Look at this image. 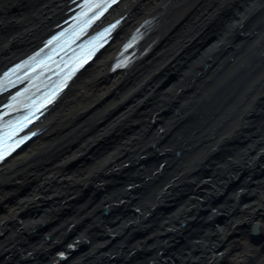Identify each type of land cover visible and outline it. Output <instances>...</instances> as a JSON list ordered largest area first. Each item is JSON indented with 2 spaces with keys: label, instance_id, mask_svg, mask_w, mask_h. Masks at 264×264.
<instances>
[{
  "label": "bare ground",
  "instance_id": "obj_1",
  "mask_svg": "<svg viewBox=\"0 0 264 264\" xmlns=\"http://www.w3.org/2000/svg\"><path fill=\"white\" fill-rule=\"evenodd\" d=\"M79 1L0 0V123ZM115 1L95 65L6 144L0 264H264V0Z\"/></svg>",
  "mask_w": 264,
  "mask_h": 264
},
{
  "label": "rangeland",
  "instance_id": "obj_2",
  "mask_svg": "<svg viewBox=\"0 0 264 264\" xmlns=\"http://www.w3.org/2000/svg\"><path fill=\"white\" fill-rule=\"evenodd\" d=\"M99 57H100V56H98V58H99ZM98 58H96V61H97ZM96 61H94V62L92 61V62H91V63H92L91 66L86 65V68H87V69H88V68L91 69V67H92L93 65H95V62H96ZM86 68H85V70H86ZM85 70H84V71H85ZM84 71H82V72L84 73ZM79 75H80V74H79ZM79 75H78V76H79ZM77 78H78V77H77ZM77 78H76V79H77ZM76 79H74V80H76ZM69 88H70V87H69ZM67 90H68V89H67ZM66 92H67V91H66ZM66 92H65V93H66ZM33 142H34V141H33ZM28 147H29V146H28ZM23 152H24V151L22 150V151L18 152V154H16V155L19 156V155H21ZM12 159H13V158H11L10 160H8L6 163H9ZM104 213H105V212H104ZM106 213H107V212H106ZM62 257H63V255L61 256V258H62ZM254 263H255V264H258V262H254Z\"/></svg>",
  "mask_w": 264,
  "mask_h": 264
},
{
  "label": "snow or ice",
  "instance_id": "obj_3",
  "mask_svg": "<svg viewBox=\"0 0 264 264\" xmlns=\"http://www.w3.org/2000/svg\"><path fill=\"white\" fill-rule=\"evenodd\" d=\"M95 7H98V8H99V7H101V6H100V5H95ZM109 31H110V30H109ZM102 35H103V34H102Z\"/></svg>",
  "mask_w": 264,
  "mask_h": 264
},
{
  "label": "water",
  "instance_id": "obj_4",
  "mask_svg": "<svg viewBox=\"0 0 264 264\" xmlns=\"http://www.w3.org/2000/svg\"><path fill=\"white\" fill-rule=\"evenodd\" d=\"M253 231L255 232V227H254Z\"/></svg>",
  "mask_w": 264,
  "mask_h": 264
}]
</instances>
